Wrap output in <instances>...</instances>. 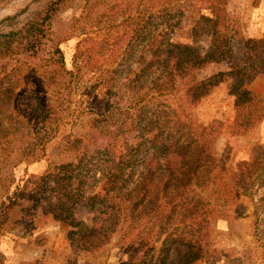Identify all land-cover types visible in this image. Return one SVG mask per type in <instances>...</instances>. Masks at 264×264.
I'll return each mask as SVG.
<instances>
[{"label":"rangeland","instance_id":"obj_1","mask_svg":"<svg viewBox=\"0 0 264 264\" xmlns=\"http://www.w3.org/2000/svg\"><path fill=\"white\" fill-rule=\"evenodd\" d=\"M166 43L207 60L163 72ZM138 131L168 149L132 158ZM80 159L86 197L55 219ZM165 256L264 264V0H0V264Z\"/></svg>","mask_w":264,"mask_h":264},{"label":"trees","instance_id":"obj_2","mask_svg":"<svg viewBox=\"0 0 264 264\" xmlns=\"http://www.w3.org/2000/svg\"><path fill=\"white\" fill-rule=\"evenodd\" d=\"M34 30H36V28H34ZM213 35H217V32H214ZM30 39H31L30 46L32 47L33 50H35V48L39 45L37 41V34L35 32L31 34ZM163 45L164 46H162V48L160 49L158 48V50H156L157 54L155 55V58L157 60L154 63H156V65H158L159 68L163 70V72L169 71L172 74L177 75L178 77H182L183 79L189 77L192 70L199 68L207 60L206 55L201 56L195 49H193L189 45L172 44V43H166ZM47 60L49 63L56 64L59 67L63 68L65 64V56L62 50L58 47V45L49 46ZM152 66L153 65L151 64V62L146 63V65L144 66L143 74L146 76V78L147 76H149L150 73H152L151 72ZM194 82L193 84L187 86V88H190L189 90L193 89L195 91H200L205 84L204 81L197 83ZM113 115L114 114H112L106 106L104 110V114L100 116L101 120H99V122L101 121L105 122L106 120L112 119ZM138 132H139V136L133 137L134 139L138 140L139 143L138 145H135L133 148H131V150H133L132 158L141 159L142 155H146L149 151L151 153L155 152V156L157 155L161 156L163 155V151H166L168 149V147L164 145L153 146L152 141L149 138H146V136H144L142 132L140 131ZM140 146L143 147L144 149L143 151H140ZM106 154L108 157V153L106 152V150L105 151L96 150L94 152L95 155L94 157H97V159H99V155L104 156ZM110 155L111 154L109 153V156ZM81 162L82 161L80 159L75 165L65 164V165H60L58 168L55 169L58 170L57 173H61L62 175L60 176L61 178H58L56 181L58 180L63 181L65 182V185L72 187L71 192L61 194L60 200L65 199L66 200L65 203L67 204L65 207H63V205H61V201H58V205H56L55 207L56 209H58V212L56 213L53 212V216L55 219L58 220L70 219L71 218L70 209H72L73 206L78 201H80L81 198L84 199L83 197H86L84 196V192H82L83 189L82 187L85 183V178H87L88 174H86V176L82 174V169L80 167ZM77 192H79V194H77ZM94 197H95L94 195L88 196L87 200L91 201L92 199H94ZM165 258L166 256L161 258L156 264H165Z\"/></svg>","mask_w":264,"mask_h":264}]
</instances>
